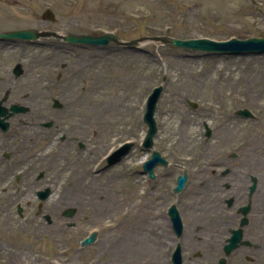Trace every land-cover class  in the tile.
Wrapping results in <instances>:
<instances>
[{
  "label": "rangeland",
  "instance_id": "374dc122",
  "mask_svg": "<svg viewBox=\"0 0 264 264\" xmlns=\"http://www.w3.org/2000/svg\"><path fill=\"white\" fill-rule=\"evenodd\" d=\"M254 1L255 6L248 0H0V31L37 27L41 14L50 8L55 30L91 35L113 32L126 42L142 36L213 41L264 37V0ZM39 42L27 50L42 51L43 65L65 66L62 73L68 84L62 83L60 100H75L77 115L87 116L93 131L88 141L78 138L88 144L87 149L59 155L61 183L55 187V196L62 198V212L76 211L72 220L61 217L60 248L43 247L30 231L24 261L14 264H152L150 220L144 209L139 211L138 202L146 199L149 189L147 177L140 174L151 156L142 147L148 95L157 86L163 88L154 115L158 131L153 149L166 159L173 148L178 161L182 150L203 136L204 123L213 136L220 132L214 128L221 120L201 116L200 110L217 112L216 101L231 99L228 93H235L238 105H245L247 97L264 99L262 91L234 86L263 83L264 56L208 54L148 42L139 49L80 46L58 61L55 42ZM231 86L236 90L231 91ZM188 101L198 109L188 107ZM125 143L133 144V149L106 168L105 159ZM129 207L138 214L134 233L127 228L124 211ZM70 221L74 227L67 226ZM94 230L95 243L81 248L80 241ZM0 264L6 263L0 260Z\"/></svg>",
  "mask_w": 264,
  "mask_h": 264
},
{
  "label": "flooded vegetation",
  "instance_id": "af4514ba",
  "mask_svg": "<svg viewBox=\"0 0 264 264\" xmlns=\"http://www.w3.org/2000/svg\"><path fill=\"white\" fill-rule=\"evenodd\" d=\"M55 22L40 18L37 27L0 33H61L51 27ZM43 40L55 42L58 61L79 48L53 37L0 39V260L6 264L24 261L30 231L43 247L60 248L62 198L55 196L61 183L59 155L87 149L78 138L88 141L93 131L89 118L77 115L75 100H60L62 83L68 84L65 66L43 65L42 51L27 50ZM234 86L264 92V82ZM228 96L226 102L216 101L217 112L199 111L220 119L214 128L220 132L194 139L178 161L171 148L167 163L155 166L152 179L140 171L149 183L146 199L138 202L150 220L152 264H173L178 247L182 264H264V99L247 97L245 105H238L235 93ZM180 177L184 182L176 191ZM47 189L49 194L43 195ZM175 218L180 219V236Z\"/></svg>",
  "mask_w": 264,
  "mask_h": 264
},
{
  "label": "water",
  "instance_id": "95a60500",
  "mask_svg": "<svg viewBox=\"0 0 264 264\" xmlns=\"http://www.w3.org/2000/svg\"><path fill=\"white\" fill-rule=\"evenodd\" d=\"M51 14L45 13V18H49ZM37 36L34 31H19L0 34L2 39H35ZM68 43L72 44H85L92 46H106L109 43L121 44L119 37L113 33H104L100 36H75L69 35L64 38ZM148 41L160 42L169 46L177 48H185L187 50H195L201 52H207L210 54H228V55H244V54H262L264 53V39L263 38H251L246 40L231 39L226 42H216L209 39H197V40H180L176 38L167 37H143L137 40H133L126 44L128 47L135 48L138 44ZM163 88L161 86L152 90L151 94L147 98L145 114L143 116V122L147 126V132L143 141V147L146 150L153 148V138L157 133L156 122L154 120V113L156 111L157 102L161 96ZM207 136L210 132L207 131ZM131 149V144H126L116 151L109 159V163H115L125 156ZM158 163L165 164V160L161 157V154L157 151L152 152L151 158L143 164L144 173H148L150 178H153V168ZM184 178H179V188H181ZM47 195V194H45ZM74 210L70 209L65 212V216L71 217ZM175 229L177 234L181 235V223L179 218H175ZM97 238L95 231L91 232L88 237L81 241V247L92 245ZM173 264H182L180 256V248L178 247L173 255Z\"/></svg>",
  "mask_w": 264,
  "mask_h": 264
},
{
  "label": "bare ground",
  "instance_id": "6f19581e",
  "mask_svg": "<svg viewBox=\"0 0 264 264\" xmlns=\"http://www.w3.org/2000/svg\"><path fill=\"white\" fill-rule=\"evenodd\" d=\"M131 111H133L135 108L132 107L130 108ZM125 216H127V219H128V226L130 227H127L129 232H133L134 229V225L136 224V220H137V210H136V213H135V208L134 207H129L127 208L125 211ZM134 233V232H133Z\"/></svg>",
  "mask_w": 264,
  "mask_h": 264
}]
</instances>
